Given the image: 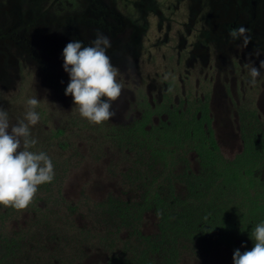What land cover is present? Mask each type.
Listing matches in <instances>:
<instances>
[{
	"label": "trees",
	"instance_id": "obj_1",
	"mask_svg": "<svg viewBox=\"0 0 264 264\" xmlns=\"http://www.w3.org/2000/svg\"><path fill=\"white\" fill-rule=\"evenodd\" d=\"M251 125L242 130L240 153L227 159L214 136L207 93L188 92L178 103L169 96L153 107L145 103L138 119L107 136L111 146L133 154L124 177L138 199L84 197L68 203L62 190L68 161L53 159V181L38 186L26 209L0 206V264L43 262L28 254L31 243L46 255L42 264H76L95 247L106 254L105 264H181L185 256L207 263L220 250H251V233L264 222V180L258 176L264 168V134ZM190 153L197 172L189 165ZM149 210L157 232L145 236L141 227ZM21 212L29 215L27 229L8 230ZM81 212L95 216L91 227L77 224Z\"/></svg>",
	"mask_w": 264,
	"mask_h": 264
},
{
	"label": "rangeland",
	"instance_id": "obj_2",
	"mask_svg": "<svg viewBox=\"0 0 264 264\" xmlns=\"http://www.w3.org/2000/svg\"><path fill=\"white\" fill-rule=\"evenodd\" d=\"M77 1L37 0L38 12L58 20L68 14L81 13ZM99 1L108 8L115 3L122 18L138 30L129 42L130 49L115 52L117 58L108 54L113 66L119 69L117 80L124 85L121 96L112 102L115 115L110 120L94 125L82 118L72 97L64 95L67 87L57 78L47 81L26 62H21L17 78L7 77L0 83V108L8 111L12 123L23 118L29 98L36 96L40 101L36 109L40 120L31 129L38 143L31 150L43 151L51 160L68 161V172L62 182L63 196L68 203L76 204L84 197L93 202L107 197L122 201L138 199L137 189L124 177L133 164V154L111 146L107 136L111 135L112 128L138 119L145 103L153 107L167 96L178 103L188 92L199 97L207 93L214 136L227 159L240 153L244 125H256L259 133L264 134V68H260L261 75L255 86H250L244 67L252 63L259 68L264 61V39L257 40V31L246 33L249 41L245 45L243 37L233 39L229 35L233 29L226 33L201 24L206 18L200 15L199 22L191 24L186 13L187 0H180L176 11L173 10L177 5L175 0H153L151 5L160 11V16L154 14L156 10L150 12L143 0ZM19 4L26 9L31 6V0H19ZM112 16L109 15L108 21H116ZM112 33L115 30L112 29ZM126 33L116 40L125 41ZM158 120V116L153 117V123ZM188 159L191 170L197 172L195 155L190 153ZM177 171L181 172V167ZM258 176L264 180V168ZM176 190L180 196L185 194L181 185H177ZM93 217L92 213L81 212L77 215V224L91 227ZM28 220L29 215L21 212L7 229L26 230ZM141 231L145 236L157 232L153 211L144 214ZM120 238H124V233ZM28 250V254H34L43 262L26 264L46 263V255L37 252L34 243L29 244ZM84 256L76 264H105L107 258L98 247L88 249ZM232 256L230 251L220 250L212 254L207 263L185 256L181 264H233Z\"/></svg>",
	"mask_w": 264,
	"mask_h": 264
},
{
	"label": "flooded vegetation",
	"instance_id": "obj_3",
	"mask_svg": "<svg viewBox=\"0 0 264 264\" xmlns=\"http://www.w3.org/2000/svg\"><path fill=\"white\" fill-rule=\"evenodd\" d=\"M175 1L177 5L173 7L174 11L178 10L180 0ZM187 1L189 6L186 13L187 17L190 16L188 20L191 24L198 23L204 17L206 20L201 24H209L211 28L227 33L226 30L243 27L246 33L257 31V40L264 39V0ZM77 2L82 8L81 13L68 14L55 20L48 14L38 12L37 0H31V6L26 9L20 6L19 0H0V83L7 77L17 78L21 62H26L47 81L57 78L63 87H67L69 76L63 70L64 47L73 40L89 45L97 33L107 36L110 41L115 39L107 49V55L117 58L115 52L127 47L130 49L129 42L138 30L134 24L122 18L115 9V3L108 8L99 0ZM143 3L150 12L156 10L154 14L160 16V11L157 8L154 10L155 6L151 5L153 0H143ZM110 14L114 15L112 18H116V21H108ZM112 29L115 33H112ZM124 33L128 34L125 41L116 40Z\"/></svg>",
	"mask_w": 264,
	"mask_h": 264
},
{
	"label": "clouds",
	"instance_id": "obj_4",
	"mask_svg": "<svg viewBox=\"0 0 264 264\" xmlns=\"http://www.w3.org/2000/svg\"><path fill=\"white\" fill-rule=\"evenodd\" d=\"M246 31L241 27L232 30L229 35L233 39L243 37L246 45L249 41ZM110 47V39L97 33L89 45L73 40L62 51L63 70L69 76L64 95H70L79 115L94 125H100L115 115L112 102L121 96L124 87L117 80L119 69L113 66L107 55ZM244 67L248 83L255 86L264 61L259 68L252 63ZM39 103L36 96L29 98L23 118L15 123L10 121L8 111L0 108V206L5 208L26 209L38 186L54 179L51 158L43 151L31 150L38 143L31 129L40 120L36 111ZM250 239L253 241L251 250L243 253L235 250L233 264H264V222L256 225Z\"/></svg>",
	"mask_w": 264,
	"mask_h": 264
},
{
	"label": "bare ground",
	"instance_id": "obj_5",
	"mask_svg": "<svg viewBox=\"0 0 264 264\" xmlns=\"http://www.w3.org/2000/svg\"><path fill=\"white\" fill-rule=\"evenodd\" d=\"M24 37V36H23Z\"/></svg>",
	"mask_w": 264,
	"mask_h": 264
}]
</instances>
